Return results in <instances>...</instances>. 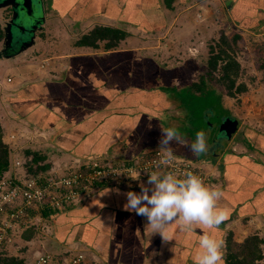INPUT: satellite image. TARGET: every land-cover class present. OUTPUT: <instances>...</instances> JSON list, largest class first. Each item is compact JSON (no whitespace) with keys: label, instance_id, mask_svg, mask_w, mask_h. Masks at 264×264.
I'll use <instances>...</instances> for the list:
<instances>
[{"label":"crops","instance_id":"obj_1","mask_svg":"<svg viewBox=\"0 0 264 264\" xmlns=\"http://www.w3.org/2000/svg\"><path fill=\"white\" fill-rule=\"evenodd\" d=\"M221 3L222 0H42V19L28 29L26 36L22 34L26 49L14 53V45L0 55V71L6 77L0 78V113L10 126L30 132L33 125L46 132L47 141H37L41 145L36 151L43 157L39 162L54 152L71 159L103 158L120 165L145 151L171 147L177 155L207 161L212 175L208 186L222 190L217 206L228 211L227 218L214 228L195 224L192 231H187L173 220L167 226L169 238L165 240L148 226L146 217L123 207L126 191L139 192L140 182L147 183L148 176L93 186L82 202L49 219L60 248H80L75 253H83L91 264H195L199 236L208 232L222 239L225 264L228 233L237 244L257 235L262 240L261 258L255 263L264 264V136L258 141L259 147L247 146L244 138L245 146L237 144L230 149L228 142L221 143L223 138L212 136L210 127L205 133L207 151L204 156L195 154L190 147L193 132L186 130L190 123L185 117V105L161 91L162 87L183 91L195 81H189L192 75L186 64L161 66L157 60L163 53L166 55L164 49L159 55L155 49L160 46L142 43L153 40L150 33L166 34L163 29L167 25L179 27L185 21L190 25L189 20L196 15L203 22L207 13L212 15L220 8L229 14L234 26L258 27L264 32V0ZM8 25L9 22L3 28L7 39ZM96 25L124 29L127 36L115 49L105 50L103 41L97 48L75 45ZM36 28L39 34L33 32ZM133 29L141 32L142 38ZM23 36L17 35V39ZM159 38L167 40L166 35ZM175 38L184 45L189 42L178 34ZM168 42L164 44L168 46ZM36 51L40 55L32 56ZM167 55L172 54L168 51ZM16 118L26 125L21 126ZM0 123L3 128L5 123ZM169 126L183 133L182 141L161 146V129ZM29 138L30 133H25L20 140L26 143ZM5 143L11 148V141ZM45 166L49 168L50 164Z\"/></svg>","mask_w":264,"mask_h":264},{"label":"rangeland","instance_id":"obj_2","mask_svg":"<svg viewBox=\"0 0 264 264\" xmlns=\"http://www.w3.org/2000/svg\"><path fill=\"white\" fill-rule=\"evenodd\" d=\"M221 4L223 5V0ZM11 10V4H0V29L3 32L2 38L0 39V55H4L5 50L10 47L13 48V46L10 45V41L6 37L5 31H3V28L4 30L6 28L7 22L10 21ZM199 12V9L196 10V13ZM210 15L211 14L208 15L207 13L206 19L203 22H201V19L196 15L193 20H189L191 21L190 25L187 24L186 21L184 24L179 25V27L176 25H167L163 29V31L167 32L166 34H164V32L162 34L156 32L153 36L150 32H153L154 30L150 31L145 28L146 32L150 33V37H152L153 40L142 43L146 46L151 44L160 46L155 49L159 55L162 53V49H164L166 55L163 53L164 56H159L157 60L161 66H167L166 63L177 65L180 62H183L184 65L186 64V67L192 75V77H189V81L199 83L200 76H202L207 69V57L211 52L212 46H214L218 41L219 36L223 33L228 37H231L233 34H239L241 39L233 48L234 52L232 54L240 64L239 75L236 80L237 85L244 84L246 88L245 91L236 93L234 96L228 95L227 90L222 83L217 82L220 75L218 71H215V73H213V78H207L204 82L213 86L216 91L219 92L221 95V104L219 103L215 89L212 88H208L207 91L202 92L200 95H195L193 92L191 93L186 91H183L185 92L183 95L181 91L170 90L166 93L171 95V97L178 96V100L182 103L184 102L183 104L185 105L187 112L186 115H190L187 119L190 120L192 117V121H189L190 124H187V128L185 126L186 130L190 131L194 129H203L208 126L211 127V133L213 132L212 136H218L217 128L218 124L221 122L220 118L227 115L237 119L239 121V127L233 138L229 140L228 138H223L221 139V143L228 142L230 149L235 147L237 144L242 147L245 146V138L248 143L252 144V147H259L258 141H260L259 139L264 136V32L259 30L258 27L240 28L238 26H234L229 18V14L227 12L224 14L221 8L220 11H215L211 16ZM209 21H211V23H209ZM138 29L140 31L142 30L141 28ZM33 32L39 34L37 28ZM133 32L140 37L141 32L135 29H133ZM177 34L178 36H182L183 39L187 38L185 41H189L186 42L188 44L184 45L182 44L183 41H176L175 37ZM164 35H166V41H169L168 46L164 44V42H166L165 40L159 38L161 36L163 38ZM169 36H171V39H168ZM191 36L193 38H191ZM142 40L145 41L144 38ZM23 43L24 42H21L16 45L17 47L15 48L14 53L22 52L26 49ZM167 47L169 48L166 49ZM168 51L169 54L172 55L168 56ZM171 51L175 52V54ZM31 55L37 56L40 55V53L36 51ZM0 76H2L0 77L1 79L6 78L3 71H0ZM211 107H213V110L217 115H220L219 121H216L213 117H211V112L207 113L208 108ZM13 116H15V113ZM0 117L1 122L5 123L3 127V140L4 142H10V140L13 139L11 141L12 146L10 151H12L14 155L19 156L16 152L22 150L39 149L41 144H38L37 141L43 142L48 139L46 132L38 130L33 125L29 124L30 127H32L29 128V132L23 128L14 127L12 125L10 126L7 117L5 118V116L1 115V113ZM16 119L20 124H23L21 126L26 125L20 119ZM162 122L166 123L165 120H162ZM25 133H30L31 135V138H29L26 143L20 140L21 135L24 136ZM225 145H223V148ZM213 150L214 148H212L211 151ZM57 155L58 154L54 152L47 154L46 160L44 162H39V165L42 166L49 163L50 166L48 171H55L60 170L69 164L71 160L70 156ZM199 156H204V153H200ZM19 157H21L20 160L24 162V159H22L23 157ZM75 158L77 157H74L73 160H75ZM103 160V158H100L98 162L103 165L112 163L111 161L103 162ZM22 169L23 167L20 171ZM90 188H88V190L81 195L77 203L83 200V198L89 193ZM30 226L34 227V235H32L29 240H26L25 243H19V238L21 237L20 235L14 243L9 245L11 246V251H7L16 254H18V252H22L21 254H24L28 260L27 264L32 261L36 254L42 252H48L54 257V262L52 264H62V262H65L64 260L80 249H76V251H67L60 248L58 245L59 243H57L56 238H54L52 221L47 218H43L42 216L36 217L31 221Z\"/></svg>","mask_w":264,"mask_h":264},{"label":"built area","instance_id":"obj_3","mask_svg":"<svg viewBox=\"0 0 264 264\" xmlns=\"http://www.w3.org/2000/svg\"><path fill=\"white\" fill-rule=\"evenodd\" d=\"M164 152L165 149L155 148L120 165L100 164L97 157L71 159L60 170L33 174L25 169V160L21 161V157L10 151L9 169L0 180V248L14 243L22 232L31 227L34 218L42 216V209L63 211L77 204L81 195L95 183H123L134 177L148 176L152 171L161 174L171 171L183 177L190 171L209 185L212 175L207 170L206 161L173 153L170 160L162 163ZM64 261L62 264H91L83 253L72 254ZM53 262L51 254L42 252L36 254L29 264Z\"/></svg>","mask_w":264,"mask_h":264},{"label":"clouds","instance_id":"obj_4","mask_svg":"<svg viewBox=\"0 0 264 264\" xmlns=\"http://www.w3.org/2000/svg\"><path fill=\"white\" fill-rule=\"evenodd\" d=\"M182 138L183 133L177 128H162L159 145L168 146L173 140L181 142ZM190 147L197 155L207 151L203 130L196 132V139ZM172 155L171 147H166L161 162L166 163ZM140 189L139 192L126 191L123 207L146 217L148 226L154 233L159 232L165 240L169 238L167 226L173 220H178L183 229L192 231L195 224L214 228L228 216L227 209L217 206L222 190L205 185L200 176L190 171L183 177H178L171 171L164 174L152 171L148 174L147 183L140 182ZM222 246V239L202 232L195 264H223Z\"/></svg>","mask_w":264,"mask_h":264},{"label":"trees","instance_id":"obj_5","mask_svg":"<svg viewBox=\"0 0 264 264\" xmlns=\"http://www.w3.org/2000/svg\"><path fill=\"white\" fill-rule=\"evenodd\" d=\"M2 30L0 29V39L2 38ZM127 33L124 29L112 27V26H103L96 25L94 26L87 34L82 35L76 42L77 46H89L92 48L99 47L98 42L103 41V47L105 50L115 49L118 43L125 39ZM241 39L239 34H233L231 37H228L226 34H221L218 41L211 48V52L207 57L206 65L207 69L204 74L200 76V82L194 83L193 86L183 90L186 92H193L195 95H200L202 92L207 91L208 88L215 89L213 86L206 84L204 81L206 79L213 78V73L218 71L219 77L217 82H221L222 85L226 88L228 95L234 96L236 93L245 91L244 84L237 85V78L239 75L240 64L233 56L234 47L238 44V41ZM170 89L167 87H162L161 91L164 93L168 92ZM175 91V90H170ZM183 95L185 92H183ZM216 91V89H215ZM217 98L221 104L218 91ZM171 96V95H170ZM174 97V96H173ZM177 99L178 96H175ZM184 103V102H183ZM186 108V107H185ZM224 111V110H223ZM211 112V117L216 121H219V116L213 110V107L208 108V112ZM187 118L190 115H186ZM227 116V115H225ZM192 117L190 118V120ZM189 120V119H188ZM189 120V121H190ZM192 121V120H191ZM210 127L203 129H194L192 135L194 140L196 139V132L198 130H203L206 133ZM193 140V141H194ZM246 140V139H245ZM247 146L252 147L251 143H248L246 140ZM19 156H22L25 160L24 167L28 173H37V172H46L48 167L45 165L40 166L39 161L43 160L39 151L27 149L16 152ZM10 162V148L3 140V128L0 123V180L7 173L9 169ZM207 162V161H206ZM116 165V164H115ZM119 165V164H118ZM111 183H95V187L109 185ZM92 186V187H93ZM66 210V209H65ZM64 210V211H65ZM61 211H56L55 209L44 208L41 210V215L43 218L51 219V217ZM34 227H30L24 232H22L19 243H25L26 240H29L32 235H34ZM262 243V240L258 238L257 235L249 236L243 243L237 244L233 241L232 234L228 233L225 239L226 255H225V264H256L255 261L261 258V252L259 245ZM11 246H5L0 248V264H27L28 260L22 252L18 254L13 252H7L10 250ZM240 257V258H239Z\"/></svg>","mask_w":264,"mask_h":264},{"label":"water","instance_id":"obj_6","mask_svg":"<svg viewBox=\"0 0 264 264\" xmlns=\"http://www.w3.org/2000/svg\"><path fill=\"white\" fill-rule=\"evenodd\" d=\"M14 3L17 7V12L13 16L12 21H16L17 28L26 36L28 29L39 24L41 17L42 0H0V4ZM217 133L218 138H230L238 127L239 121L231 116L220 118Z\"/></svg>","mask_w":264,"mask_h":264},{"label":"flooded vegetation","instance_id":"obj_7","mask_svg":"<svg viewBox=\"0 0 264 264\" xmlns=\"http://www.w3.org/2000/svg\"><path fill=\"white\" fill-rule=\"evenodd\" d=\"M12 10H11V17H10V21H9V29H8V40L10 41V45H12L14 47V45H17L21 42H23L24 36L22 35V31H20L17 28V24L16 21H12L13 16L16 15L15 12H17V7L14 3H10ZM17 16V15H16ZM17 35L23 36V37H19L21 39H17ZM23 38V39H22Z\"/></svg>","mask_w":264,"mask_h":264}]
</instances>
